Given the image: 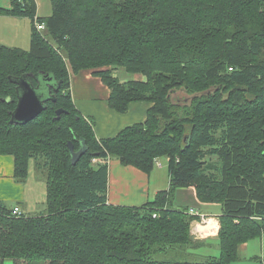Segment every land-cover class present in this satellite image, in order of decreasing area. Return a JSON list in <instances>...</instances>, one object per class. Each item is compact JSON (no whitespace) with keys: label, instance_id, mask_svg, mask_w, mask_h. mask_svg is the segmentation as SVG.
Returning <instances> with one entry per match:
<instances>
[{"label":"trees","instance_id":"obj_1","mask_svg":"<svg viewBox=\"0 0 264 264\" xmlns=\"http://www.w3.org/2000/svg\"><path fill=\"white\" fill-rule=\"evenodd\" d=\"M51 2L30 50L0 43V154L15 157L20 182L33 160L47 187L46 208L35 215L13 214L0 200V264H235L240 245L264 234V0ZM1 11L33 19L37 3L12 0ZM114 67L145 78L122 82ZM84 69L108 85L113 109L150 103L146 120L97 138L71 91V74ZM38 72L60 82L56 100L12 123L11 77ZM178 89L188 96L174 99ZM80 139L88 150L74 164L69 142L78 150ZM113 157L147 173L168 158L170 188L141 206L109 203ZM189 187L200 202L221 205L220 254L158 259L206 244L192 234L199 216L167 206Z\"/></svg>","mask_w":264,"mask_h":264},{"label":"crops","instance_id":"obj_2","mask_svg":"<svg viewBox=\"0 0 264 264\" xmlns=\"http://www.w3.org/2000/svg\"><path fill=\"white\" fill-rule=\"evenodd\" d=\"M36 3L38 17H47L52 13L51 0H36ZM11 6L12 0H0V7L10 8ZM34 27V20L30 16L12 15L1 11L0 43L27 50L31 48ZM71 91L77 109L85 117L94 119V129L99 139L112 138L124 128L144 122L151 106L150 103L138 101L130 103L126 113L113 109L109 105L110 88L101 77L94 75L93 70L89 69L71 74ZM155 167L162 169L164 166L162 164ZM154 169L147 173L133 165L122 164L118 158L109 159L108 202L116 205L141 206L155 199L159 191L168 190L170 174L169 186L162 188L161 180ZM176 192L178 195H183L182 192L188 194L183 199L179 196L176 204L188 209L194 208L207 215L205 224L199 223V220L192 222V228L196 224L203 227L198 226L199 235L192 233L194 238L204 240L206 244L210 240L218 241L221 212L210 214L202 212L201 208L208 211L212 205L220 204L200 202L192 187L180 188ZM46 197V183L38 177V170L33 160L30 161L27 179L20 182L15 178V157L11 154H0V200L16 202L14 206L19 205L23 213L35 215L41 213L39 211L41 208L45 210ZM247 246V242L240 245L239 258L242 256V250Z\"/></svg>","mask_w":264,"mask_h":264},{"label":"rangeland","instance_id":"obj_3","mask_svg":"<svg viewBox=\"0 0 264 264\" xmlns=\"http://www.w3.org/2000/svg\"><path fill=\"white\" fill-rule=\"evenodd\" d=\"M27 50H30L28 48ZM115 68V67H114ZM114 75L120 78L122 82H127L130 79H140L145 78L141 74L130 73L125 70L123 67H116L114 69ZM188 94L186 91L182 89H178L177 93L173 96L174 99L177 97L184 98L187 97ZM217 157H212V160H216ZM160 161L163 164V168L159 169L155 167L154 172L155 174L158 173V176L161 180L162 188H167L169 186V172H168V160L167 158H160ZM38 177L42 179L46 183V175L42 173V171L38 172ZM193 188V187H192ZM180 189V188H179ZM187 192V191H185ZM182 192L183 195H178L177 192L172 194L171 198L173 199L172 202H169L167 206H174L175 208H180V204H176V200L178 197H186L187 193ZM8 205L14 206L16 202H7ZM196 204V203H195ZM196 206V205H194ZM200 209V208H199ZM39 211H44L42 208ZM201 211L208 212L210 214H218L221 212V205H212L208 211L201 208ZM200 217L196 220H199ZM199 228H203L199 226ZM264 234H262L263 236ZM252 238L247 241V248L242 250V256L238 259L235 264H264V236L262 237ZM220 249H219V242L217 240H210L204 246L193 248L192 247H175L174 249H168L166 252H162L156 257L158 259H170V260H180V261H202L207 259V257H214L219 256ZM5 264H13L12 260H6Z\"/></svg>","mask_w":264,"mask_h":264},{"label":"water","instance_id":"obj_4","mask_svg":"<svg viewBox=\"0 0 264 264\" xmlns=\"http://www.w3.org/2000/svg\"><path fill=\"white\" fill-rule=\"evenodd\" d=\"M25 73L21 76L11 77L12 82L16 84L17 104L11 112L12 123H26L40 115L47 108L49 101L56 100V93L60 88V82L55 80V76L50 73ZM10 100V99H7ZM66 110L59 108L56 111L57 118ZM81 147L75 150L72 142H69V148L72 155V162L75 164L82 155L88 150L85 139H80Z\"/></svg>","mask_w":264,"mask_h":264},{"label":"built area","instance_id":"obj_5","mask_svg":"<svg viewBox=\"0 0 264 264\" xmlns=\"http://www.w3.org/2000/svg\"><path fill=\"white\" fill-rule=\"evenodd\" d=\"M33 20H34L35 27H36L38 30L42 31V30L45 29V23H44L43 21H40V20L38 19V16H37V15L34 16ZM94 160L96 161V159H94ZM167 160H169V159L167 158ZM155 166H162V162L160 161V158L156 159V161H155ZM12 213H13V214H21V213H22V210H21L20 206H19V205L14 206V207H13V211H12ZM188 213H190V214H192V215L199 216V217H200V219H199V223H203V224H205L206 221H207V219H208L206 214H203V213H201V212L195 210L194 208H190L189 211H188ZM156 215H157V214H154L155 217H156ZM198 226H199V225L196 224V225L192 228V233L195 234V235H199V234H200V230H199Z\"/></svg>","mask_w":264,"mask_h":264},{"label":"flooded vegetation","instance_id":"obj_6","mask_svg":"<svg viewBox=\"0 0 264 264\" xmlns=\"http://www.w3.org/2000/svg\"><path fill=\"white\" fill-rule=\"evenodd\" d=\"M29 74H30V76H31V78H32V74H33V73H29ZM33 82H34V84H36L35 81H33Z\"/></svg>","mask_w":264,"mask_h":264}]
</instances>
